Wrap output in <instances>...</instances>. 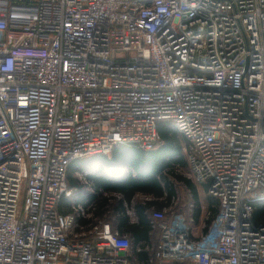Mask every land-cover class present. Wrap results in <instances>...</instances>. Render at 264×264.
Instances as JSON below:
<instances>
[{
	"label": "built area",
	"instance_id": "obj_1",
	"mask_svg": "<svg viewBox=\"0 0 264 264\" xmlns=\"http://www.w3.org/2000/svg\"><path fill=\"white\" fill-rule=\"evenodd\" d=\"M161 123L215 215L186 185L146 211L141 242L111 208L59 211L73 161L151 150ZM257 202L264 0H0V264H264Z\"/></svg>",
	"mask_w": 264,
	"mask_h": 264
},
{
	"label": "trees",
	"instance_id": "obj_2",
	"mask_svg": "<svg viewBox=\"0 0 264 264\" xmlns=\"http://www.w3.org/2000/svg\"><path fill=\"white\" fill-rule=\"evenodd\" d=\"M159 132L161 140L151 150L135 145H119L110 154H98L75 160L69 166L68 185L75 190L74 195H82L87 186H92L96 192L93 194V199L97 200L100 214L101 209L103 211L106 206L112 207L114 211L120 208L124 211L125 207L122 202L130 203L134 200L138 222L131 223L128 216L123 215L120 217V226L135 236V242L149 238L151 226L146 211L152 206L163 208L171 203L176 195L175 182L170 175L191 189L196 197V203L200 204L196 185L175 168L176 165H186L182 154V144L179 140V138H184L173 125L168 123H161ZM168 157L171 161L167 160ZM89 167L93 168L89 172L95 170V173L88 175L89 183L84 184L74 176V172L86 170ZM115 194L122 195L123 200L113 207L110 200L115 198ZM143 196H148L151 200L139 198ZM63 200L67 201V198ZM218 203L215 202V204ZM199 210L195 213L197 219ZM217 212L218 207H213V215ZM253 220L256 224L264 223V207L255 205Z\"/></svg>",
	"mask_w": 264,
	"mask_h": 264
},
{
	"label": "crops",
	"instance_id": "obj_3",
	"mask_svg": "<svg viewBox=\"0 0 264 264\" xmlns=\"http://www.w3.org/2000/svg\"><path fill=\"white\" fill-rule=\"evenodd\" d=\"M90 169H93L92 167H89V168H87L86 170H77V171H75L74 172V176L75 177H77V178H79L81 181H82V183H84V184H87V183H89V176L90 175H92V174H94L95 173V170L94 171H90L89 172V170ZM89 175V176H88ZM68 176H69V169H68ZM200 184V183H199ZM202 185V184H201ZM191 190V189H190ZM192 191V190H191ZM197 191H198V189H197ZM96 192H95V190H94V188L92 187V186H87L86 188H85V190L83 191V194L82 195H74L73 194V196H72V198H67V201H64L63 199L59 202V204H58V209H59V211L60 212H62V213H65V214H67V213H70L71 212V207H72V205H74V204H81V203H84L85 201H88V202H97V200L96 199H93L94 197V195L93 194H95ZM92 194V195H91ZM105 194V196H108V194H106V193H104ZM208 194V193H207ZM117 195V196H116ZM209 195V194H208ZM210 196V195H209ZM198 197H199V192H198ZM141 199L143 198V200H145V197L143 196V197H140ZM196 197H194V199H195ZM121 200H123V197H122V195H119V194H115V198L112 200H110V202L112 203V205H113V207H116V205L119 203V201H121ZM199 200H200V197H199ZM196 201V200H195ZM204 203H205V201H203ZM216 202H218V200L216 201ZM123 203V207H125V209H124V211H122V208H120L119 210H116L115 212L117 213V216H118V218H117V223H118V225H119V228L121 229V231L122 232H124V233H127V234H130L134 239H135V236L131 233V232H129V231H127L126 229H124L123 227H121L120 226V217L121 216H123V215H126V216H128V218H129V222H131V223H137L138 222V215H137V212H136V209H135V207H134V200H132L130 203L129 202H127V201H123L122 202ZM202 202H201V200H200V204H198L199 205V207L200 206H203L205 209H203V211L206 213H208V212H210L212 215H213V207H218V204H215V202H214V204L213 205H209L208 203H205V204H207L208 206H205V204H201ZM95 206H96V213H98V214H100L99 213V210H98V206H97V203L95 204ZM111 208L113 211H114V209L112 208V207H109V206H106L105 207V209L106 208ZM155 207V206H154ZM100 209V208H99ZM104 209V210H105ZM104 210L102 211V209H101V212L103 213L104 212ZM127 210H133L134 212H135V217H131L128 213H127ZM200 211V210H199ZM101 213V214H102ZM203 216V214H202V212H199V216H198V218L200 219V217H202ZM142 241H144V240H142ZM139 242H141V241H139Z\"/></svg>",
	"mask_w": 264,
	"mask_h": 264
},
{
	"label": "rangeland",
	"instance_id": "obj_4",
	"mask_svg": "<svg viewBox=\"0 0 264 264\" xmlns=\"http://www.w3.org/2000/svg\"><path fill=\"white\" fill-rule=\"evenodd\" d=\"M179 140L181 141V144H182V154H183V157L186 161V165L185 166H181V165H176V169L179 173L183 174L184 176L190 178L193 183L196 185L197 189H198V192H199V197H200V200H201V204H205V203H208L209 205H213L214 202H216L218 199L217 198H214L212 196H209L207 193H208V186L204 185V184H199L194 178H192L190 176V162H189V156H188V152L186 151L185 147H186V141L182 138H179ZM168 161H171V158L168 157L167 158ZM171 179L175 182V187H176V190L178 191H181V204H184L187 202V195H186V192H185V184H182L181 181H177L176 178H174L172 175H170ZM176 184H178L176 186ZM185 193H182L183 191ZM251 197H256V195L252 194ZM140 198V197H139ZM205 201V203L203 202ZM219 202V200H218ZM257 205H261L262 207H264V202H257ZM205 206H208L207 204H205Z\"/></svg>",
	"mask_w": 264,
	"mask_h": 264
}]
</instances>
